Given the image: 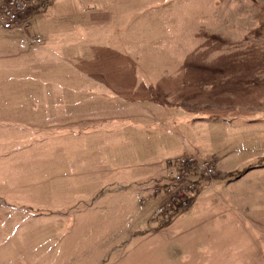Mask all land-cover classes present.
Wrapping results in <instances>:
<instances>
[{
	"label": "rangeland",
	"instance_id": "rangeland-1",
	"mask_svg": "<svg viewBox=\"0 0 264 264\" xmlns=\"http://www.w3.org/2000/svg\"><path fill=\"white\" fill-rule=\"evenodd\" d=\"M37 5L0 25V264H264V0ZM181 155L216 173L157 214Z\"/></svg>",
	"mask_w": 264,
	"mask_h": 264
},
{
	"label": "built area",
	"instance_id": "built-area-1",
	"mask_svg": "<svg viewBox=\"0 0 264 264\" xmlns=\"http://www.w3.org/2000/svg\"><path fill=\"white\" fill-rule=\"evenodd\" d=\"M34 1H37V9L46 4V0H1L0 25L8 30H19L27 26ZM215 173L216 167L211 160H202L196 155H181L169 159L166 182L154 190V194L162 196L156 213H173L187 208L192 202L196 187L203 179H209Z\"/></svg>",
	"mask_w": 264,
	"mask_h": 264
},
{
	"label": "crops",
	"instance_id": "crops-1",
	"mask_svg": "<svg viewBox=\"0 0 264 264\" xmlns=\"http://www.w3.org/2000/svg\"><path fill=\"white\" fill-rule=\"evenodd\" d=\"M31 23V22H30ZM11 31H16V32H20L19 30H16V29H10ZM12 36H17V37H19V35H16V34H13ZM29 35H27V36H25V34H23L22 32H20V39H23V38H25V37H28ZM31 63H29V65H30ZM176 137H177V139H181L183 136L182 135H178V134H176ZM216 159V165L219 167V169L220 170H222V171H230V169H226V168H223V167H221L222 165V162H219L218 161V159L217 158H215ZM167 160L168 159H166L165 160V163L167 162ZM148 163V167L149 168H152V172L150 171V174L148 173L147 175H145L143 178H142V182L141 183H147V182H151L152 180H155L156 178H158L157 177V169L158 168H156L157 166H158V163L156 162V160H151V161H149V162H147ZM142 166H145V165H142ZM146 167V166H145ZM138 182V181H137ZM202 184H204L203 182H202ZM201 184V185H202ZM201 187H199V189H200ZM202 192H203V188H201L199 191H198V193H197V195H196V197H195V199L192 201V204L191 205H193L195 202H197V200L199 199V197L201 196V194H202ZM149 209H147V210H145V214H143V216L145 217V218H148V213H149Z\"/></svg>",
	"mask_w": 264,
	"mask_h": 264
},
{
	"label": "trees",
	"instance_id": "trees-1",
	"mask_svg": "<svg viewBox=\"0 0 264 264\" xmlns=\"http://www.w3.org/2000/svg\"><path fill=\"white\" fill-rule=\"evenodd\" d=\"M179 211V210H178ZM176 212V211H175Z\"/></svg>",
	"mask_w": 264,
	"mask_h": 264
}]
</instances>
